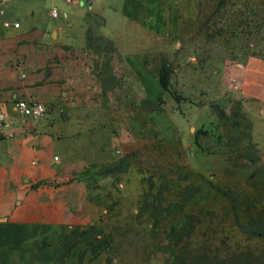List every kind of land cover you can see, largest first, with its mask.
<instances>
[{"label":"rangeland","instance_id":"374dc122","mask_svg":"<svg viewBox=\"0 0 264 264\" xmlns=\"http://www.w3.org/2000/svg\"><path fill=\"white\" fill-rule=\"evenodd\" d=\"M187 3L174 36L132 34L137 70L106 65L76 107L89 246L109 264H264V85L244 76L264 63V0Z\"/></svg>","mask_w":264,"mask_h":264},{"label":"crops","instance_id":"0c3cea01","mask_svg":"<svg viewBox=\"0 0 264 264\" xmlns=\"http://www.w3.org/2000/svg\"><path fill=\"white\" fill-rule=\"evenodd\" d=\"M191 13L187 0L0 3V264H109L89 246L79 177L94 150L74 126L76 107L104 87L99 73L106 65L115 73L126 56L127 68L137 70L129 57L146 52L135 51L132 34L168 39ZM94 36L105 47H91ZM261 62L244 72L250 86L264 85L255 78ZM18 100L41 104L44 113L24 116Z\"/></svg>","mask_w":264,"mask_h":264},{"label":"built area","instance_id":"2783aa9c","mask_svg":"<svg viewBox=\"0 0 264 264\" xmlns=\"http://www.w3.org/2000/svg\"><path fill=\"white\" fill-rule=\"evenodd\" d=\"M4 0H0V3H3ZM67 3L75 5L80 3L82 0H65ZM51 16L56 17L57 11L53 10L50 12ZM14 27H18L19 23L14 22ZM16 109L24 116H33V117H39L44 113V108L41 104L37 103H31L25 100H18L15 103ZM6 114H3L2 116L5 117Z\"/></svg>","mask_w":264,"mask_h":264}]
</instances>
